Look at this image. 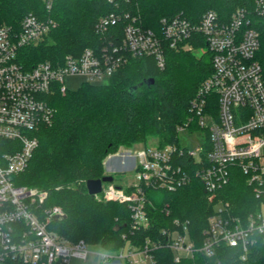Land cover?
Here are the masks:
<instances>
[{
	"label": "built area",
	"instance_id": "2783aa9c",
	"mask_svg": "<svg viewBox=\"0 0 264 264\" xmlns=\"http://www.w3.org/2000/svg\"><path fill=\"white\" fill-rule=\"evenodd\" d=\"M40 1L47 11L56 2ZM251 12L237 8L223 20L209 10L198 21L176 14L161 18L158 30L145 28L139 13L111 12L96 22L100 44L31 67L19 62V51L44 42L57 23L31 14L18 31L0 25V140L10 144L0 152V264H70L72 258L85 260L89 255L84 241L71 243L49 230L50 222L64 211L55 206L41 212L47 193L15 183L39 146V130L53 123L55 112L46 96L53 90L66 93L69 76L106 84L131 58L154 57L163 69L167 50L192 48L185 43L200 35L213 72L190 101V116L178 128L179 144L145 146L136 157L126 153L132 160L123 164L134 171V180L126 187L103 184L95 197L127 204L133 230H149L153 218L149 193L175 192L197 178L214 205L201 246L189 221L176 218L139 245L97 256L103 264H155V253L169 249L180 262L198 253L214 258L220 246L247 253L264 239V75L258 59L260 34L252 26ZM253 12L264 17V0H254ZM121 22L123 36L117 39L111 31ZM194 132L200 133L201 143L191 149L180 135ZM183 158L191 162L182 163ZM236 175L243 177L258 202L255 211L243 217L231 215L229 204L219 198V190ZM162 213L170 215L168 205Z\"/></svg>",
	"mask_w": 264,
	"mask_h": 264
},
{
	"label": "trees",
	"instance_id": "16d2710c",
	"mask_svg": "<svg viewBox=\"0 0 264 264\" xmlns=\"http://www.w3.org/2000/svg\"><path fill=\"white\" fill-rule=\"evenodd\" d=\"M253 6L254 0H56L52 10L47 11L40 0H0V25L18 31L22 20L31 14L50 17L57 23L44 42L19 51V62L31 67L100 44L103 39L95 32L96 22L111 12L139 13L145 28L158 30L163 17L182 14L198 21L203 13L213 10L229 20L237 8H247L252 11V26L260 34L258 59L264 75V17L255 15ZM124 24L111 31L117 39L123 36ZM185 45L192 48L166 51L163 69L154 57L131 58L106 84L84 82L77 90L64 94L53 90L46 96L55 112L53 123L39 130V146L15 183L47 193L39 206L41 212L55 206L62 208L64 216L50 222V231L71 243L84 241L115 253L128 245H139L179 218L189 221L190 232L201 246L214 205L197 178L175 192L151 191L152 224L149 230L139 231L132 228L127 204L98 200L88 194L86 187L88 180L107 175L105 160L122 148L147 144L148 137L156 139L159 147L179 144L178 128L190 116V101L213 72L203 36ZM149 80L154 83L148 84ZM8 146L0 140V152ZM189 162L182 159V163ZM219 198L229 204L233 216L249 215L258 205L241 175L219 190ZM166 205L171 211L169 216L162 213ZM155 260V264H264V239L259 238L247 253L220 246L214 258L198 253L175 262L171 250L161 249L155 253Z\"/></svg>",
	"mask_w": 264,
	"mask_h": 264
},
{
	"label": "rangeland",
	"instance_id": "374dc122",
	"mask_svg": "<svg viewBox=\"0 0 264 264\" xmlns=\"http://www.w3.org/2000/svg\"><path fill=\"white\" fill-rule=\"evenodd\" d=\"M197 53L199 55L202 52L200 51ZM84 82H85V79H83L80 76H69L65 80V86L67 87L68 90L74 91V90H77L78 88H80ZM200 137H201V135L198 132H194L192 134L183 133L180 135V139H182V140H185V138L187 139V144L190 146L191 149H194L197 144L201 143ZM145 146L156 147L157 146L156 139L148 137V143L147 144H136V145L129 147V148H122L120 150L118 156H121L125 153H128V154H130V156L136 157L137 153L141 149H143ZM110 158H111V156H109L105 160V165ZM112 165H113V162H111V166ZM117 169L118 168L116 167L115 170H117ZM118 170H120V168ZM121 170H120V172H118V171L117 172H110L109 174L113 175V177H114L113 185H115L117 187H126L127 184H129L130 182H132L134 180V174L135 173L131 169L125 170L123 172H121ZM105 172H106V169H105ZM104 186L106 187L107 184H105ZM263 209H264V207H263ZM88 251H89V255L85 260L78 259V258H72L70 261V264H103V263H101V260L97 256V254H109L110 253V252H107L106 250H104L99 245H88Z\"/></svg>",
	"mask_w": 264,
	"mask_h": 264
},
{
	"label": "water",
	"instance_id": "95a60500",
	"mask_svg": "<svg viewBox=\"0 0 264 264\" xmlns=\"http://www.w3.org/2000/svg\"><path fill=\"white\" fill-rule=\"evenodd\" d=\"M147 83L148 84H153L154 80H149ZM109 160L107 161V165H106L107 169H109L108 168ZM113 181H114V177H113V175H110V174L102 177L101 179L88 180L87 183H86L88 194L92 195V196L100 194L102 192L103 184L112 183Z\"/></svg>",
	"mask_w": 264,
	"mask_h": 264
},
{
	"label": "crops",
	"instance_id": "0c3cea01",
	"mask_svg": "<svg viewBox=\"0 0 264 264\" xmlns=\"http://www.w3.org/2000/svg\"><path fill=\"white\" fill-rule=\"evenodd\" d=\"M132 158L130 156H128V154H123V156H114L112 158H110L109 162H108V168L107 169L106 165H105V169H106V173L109 174L110 172H120L119 170H115V168L117 167L118 169L120 168L121 172L125 171L127 166L124 165L123 163H129L131 162ZM111 162H113V165L111 166ZM110 165V166H109ZM114 168V169H113Z\"/></svg>",
	"mask_w": 264,
	"mask_h": 264
},
{
	"label": "flooded vegetation",
	"instance_id": "af4514ba",
	"mask_svg": "<svg viewBox=\"0 0 264 264\" xmlns=\"http://www.w3.org/2000/svg\"><path fill=\"white\" fill-rule=\"evenodd\" d=\"M118 170V169H117ZM120 171V170H119Z\"/></svg>",
	"mask_w": 264,
	"mask_h": 264
}]
</instances>
